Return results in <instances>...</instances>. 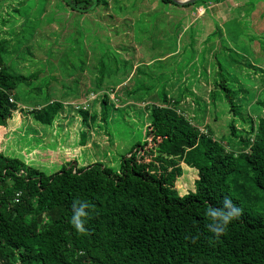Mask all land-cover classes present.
<instances>
[{
  "label": "trees",
  "instance_id": "1",
  "mask_svg": "<svg viewBox=\"0 0 264 264\" xmlns=\"http://www.w3.org/2000/svg\"><path fill=\"white\" fill-rule=\"evenodd\" d=\"M55 1L69 14L95 13L98 31L119 27L110 0ZM158 1L192 11L225 0H195L184 6ZM178 16L173 34L181 41L184 17L181 12ZM11 40L0 41V128L23 112L34 124L54 127L71 117L66 112L71 108L78 117L72 121L74 139L83 148L95 144L93 133L101 131L110 111L145 102L141 111L134 106L129 110L142 114L146 133L142 144L137 142L128 157H121L117 171L98 161L81 166L68 161L45 173L0 151V264H264V210L256 208L258 194L264 203V97L255 102L260 113L255 109L253 121L242 115L225 81L213 83V89L223 90L231 116L229 141L221 143L207 125L198 126L186 115L187 110L201 111L204 103L215 104L216 91H208L211 84L200 79L205 74L200 64L193 75L182 77L175 63L161 65L147 52L146 60L127 59L97 44L94 63L90 67L86 62V71L79 69L76 76H64L66 80L47 75L39 82L36 72L25 76L10 70L5 56ZM116 42L120 46L121 39ZM166 52L162 61L177 63L180 50ZM122 82L117 92L114 88ZM44 84L49 88L43 101ZM195 85L197 92L191 88ZM90 95L88 108L75 109ZM20 101L33 105L24 109ZM225 195L238 204L241 215L217 237L206 227L204 209L219 205ZM78 201L89 204L83 233L69 223Z\"/></svg>",
  "mask_w": 264,
  "mask_h": 264
},
{
  "label": "rangeland",
  "instance_id": "2",
  "mask_svg": "<svg viewBox=\"0 0 264 264\" xmlns=\"http://www.w3.org/2000/svg\"><path fill=\"white\" fill-rule=\"evenodd\" d=\"M110 5V12L120 19V24L116 30L107 33L106 28L99 31L96 28L95 13H66L61 1L0 0V41L12 39L9 54L5 56L10 70L25 76L36 72L40 74L39 82L47 75H62L60 78L66 80L64 76L78 75L79 69L85 70L87 64L91 67L97 44L127 59L146 60L143 52H147L152 59L160 60L161 65L175 63L174 69L182 77L193 75L194 67L202 65L205 74L200 79L211 84L207 85V90L213 89L214 82L225 81L235 94L234 102L242 115L248 114L253 121L256 120L260 107L255 102L264 97L261 93L264 90V0H225L216 5H204L205 10L199 7L192 11L190 8L178 11L158 0H110ZM179 12L184 17L181 41L173 34L174 23L180 20ZM190 26L193 28L189 29ZM117 38L121 39L118 47L114 46ZM141 39L146 43L137 44ZM191 42L193 45H189ZM169 48L180 50L177 63L173 59L162 61ZM44 85L41 87L42 100H45L46 88H49ZM124 85L122 82L114 89L118 92ZM191 88L196 92L200 89L199 85ZM213 91H216L215 104L204 103L199 112L189 107L193 111L187 110L186 115L198 126L207 125L215 140L226 143L231 118L229 105L223 98L222 89ZM109 94V98H113L110 91ZM90 101L91 98L88 103ZM30 104L18 103L24 109ZM125 104L116 106L120 111H110L109 120L99 126L101 131L93 133L95 144L83 148L78 147L74 137L72 140L65 129L69 119L56 121L54 127H42L25 119V112L24 116L15 115L7 128H0V151L45 173L54 172L60 164L68 161L79 166L98 161L117 171L121 157H128L137 142L142 144L146 133L142 114L134 115L129 110L130 106L140 110L145 102ZM91 110H97L96 105ZM66 112L72 113L71 119L77 116L71 108ZM237 126L247 127L239 123ZM71 129L69 123L68 130ZM257 196L260 201L256 208L264 210L263 195Z\"/></svg>",
  "mask_w": 264,
  "mask_h": 264
},
{
  "label": "clouds",
  "instance_id": "3",
  "mask_svg": "<svg viewBox=\"0 0 264 264\" xmlns=\"http://www.w3.org/2000/svg\"><path fill=\"white\" fill-rule=\"evenodd\" d=\"M89 208L87 201L74 202L72 205V215L69 223L78 233L86 231V218L90 215L84 209ZM241 215V208L231 197L225 195L219 205H209L204 209V216L207 220L206 227L214 236H220L228 229L229 224Z\"/></svg>",
  "mask_w": 264,
  "mask_h": 264
},
{
  "label": "crops",
  "instance_id": "4",
  "mask_svg": "<svg viewBox=\"0 0 264 264\" xmlns=\"http://www.w3.org/2000/svg\"><path fill=\"white\" fill-rule=\"evenodd\" d=\"M63 117V116H62ZM73 118V117H72ZM25 119H30V121H31V118H26L25 117ZM71 119V117L69 118V122H67L66 123V126H65V129H67V133L69 134V136L71 137V139L73 140V137H74V134L72 135V131H73V133H74V129L72 128L70 131L68 130V125H69V123L71 124V126L73 125V122H74V120H77L78 121V117L76 116V117H74L73 119H72V121L70 120ZM77 121H76V123H77ZM63 122H66V120L65 121H63ZM74 125H76V124H74ZM64 129V130H65ZM64 132V131H63Z\"/></svg>",
  "mask_w": 264,
  "mask_h": 264
},
{
  "label": "water",
  "instance_id": "5",
  "mask_svg": "<svg viewBox=\"0 0 264 264\" xmlns=\"http://www.w3.org/2000/svg\"><path fill=\"white\" fill-rule=\"evenodd\" d=\"M170 1L176 5L184 6V5L192 4L195 0H170Z\"/></svg>",
  "mask_w": 264,
  "mask_h": 264
},
{
  "label": "built area",
  "instance_id": "6",
  "mask_svg": "<svg viewBox=\"0 0 264 264\" xmlns=\"http://www.w3.org/2000/svg\"><path fill=\"white\" fill-rule=\"evenodd\" d=\"M89 97H90L91 100H92L93 95H90ZM90 98H88V100H90ZM88 100H86L84 103H82V104L76 106L75 109H81V108H82V109H86V108H88ZM9 102L12 103V102H13V99L10 98V99H9Z\"/></svg>",
  "mask_w": 264,
  "mask_h": 264
}]
</instances>
